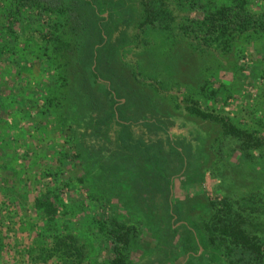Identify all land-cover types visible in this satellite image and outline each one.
<instances>
[{
	"label": "trees",
	"instance_id": "1",
	"mask_svg": "<svg viewBox=\"0 0 264 264\" xmlns=\"http://www.w3.org/2000/svg\"><path fill=\"white\" fill-rule=\"evenodd\" d=\"M240 44L248 46L238 75L246 89L255 82L246 51L264 55V0H0V264H133L140 225L110 211L108 168L89 145L108 135V125L119 153L142 161L165 187L183 172L176 149L172 161L133 138L119 93L98 72L104 56L142 89L149 80L179 88L187 115L217 129L214 171L226 152L264 173L260 129L215 111L224 84L213 64ZM192 60L200 66L195 87L171 79L170 66ZM115 65L107 61L109 70ZM257 83L261 92L264 83ZM108 103L109 112L102 109ZM155 113L168 117L170 110ZM263 115L256 123L264 127ZM200 164L198 155L186 169ZM213 187L201 213L182 203V247L189 242L191 250L184 264H264V184L233 193Z\"/></svg>",
	"mask_w": 264,
	"mask_h": 264
},
{
	"label": "rangeland",
	"instance_id": "2",
	"mask_svg": "<svg viewBox=\"0 0 264 264\" xmlns=\"http://www.w3.org/2000/svg\"><path fill=\"white\" fill-rule=\"evenodd\" d=\"M246 45H237L228 56H216L219 62L215 61L212 67L217 68L218 82H223L224 88L218 93V101L214 104L215 111L217 114L227 115L226 117L236 120L243 127L247 125L253 130L260 129L264 135V127L256 123L259 114L264 113V87L263 94L262 91H257V82L259 81L261 85L264 83V62L262 60L264 55L261 57L256 55L253 52L254 49L246 51L245 62L250 64L253 61V65L247 71L248 78H253L255 82L253 81V87L243 89L244 81L239 82L238 75L241 68L240 51H243ZM134 58L133 55L126 57L127 62ZM107 61L111 66L116 64L112 70L108 69ZM132 67L137 76L139 73L137 67ZM97 68L104 77L110 78L114 85L113 90L119 93V101L122 105L121 119L132 125L133 138H140L146 144L156 146L157 148L154 149H162L165 158L172 161L175 160V153L169 152H174L175 149L183 157L184 170L178 176L170 178L168 188L160 178L144 171L142 161L134 158L135 156L119 153L114 127L108 125V135H95L93 139L96 141L92 140L89 143L100 157L101 165L108 168V172L104 171L107 183L104 189L108 198L113 201L110 211H114L124 220L140 225V235L132 251L133 264H184L188 261L191 250L189 242L185 249L182 247V241L187 243L185 239L188 237L183 228L186 222L181 217L182 203L186 201L194 212L201 213L204 207V197L214 191V184L223 192L233 193L240 188H253L257 184H264V173L260 167H256V164L245 162V165L241 162L240 156L232 158L226 152L222 159L223 162H218L214 171L215 155L211 147L215 146L213 141L217 136V129L187 115V105L180 100L182 94L179 88L173 87L171 90L159 87L149 80L142 89L128 77L130 72L125 70V67L123 72L126 75L121 70L119 71L118 64L111 62V57L107 58V56L103 57ZM170 68L172 80L181 85L187 82L190 88L195 87L191 82L193 76L198 75L200 68L195 61L192 60L190 66L186 68L177 69L174 66ZM129 70L133 71L130 68ZM257 78L260 79L256 80ZM137 79L141 80V75L137 76ZM95 89L99 91L98 87ZM170 100L176 101L178 110L173 111V104ZM200 106L201 110L206 109V105L201 103ZM107 107L109 112L112 107L111 103L105 104L102 109ZM115 107L118 106L115 105ZM156 108L162 111L169 109V116H158L155 113ZM160 122H162L161 127L164 128L162 130L156 128H160ZM198 155L201 158L200 166H190L186 169L187 164L192 165V160ZM132 162L135 163L132 164ZM210 171L215 174H210ZM167 190L169 191L168 196ZM170 214L174 217L170 218ZM169 227L173 232L168 230ZM23 243H21L22 246ZM22 250L20 248L18 251L20 257H22ZM203 253L202 249L198 250V255Z\"/></svg>",
	"mask_w": 264,
	"mask_h": 264
}]
</instances>
